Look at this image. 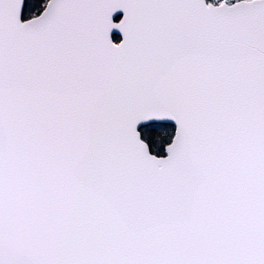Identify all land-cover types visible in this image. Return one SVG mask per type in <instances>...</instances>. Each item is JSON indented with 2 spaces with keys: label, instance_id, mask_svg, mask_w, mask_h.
<instances>
[{
  "label": "snow or ice",
  "instance_id": "obj_1",
  "mask_svg": "<svg viewBox=\"0 0 264 264\" xmlns=\"http://www.w3.org/2000/svg\"><path fill=\"white\" fill-rule=\"evenodd\" d=\"M0 264H264V0H0Z\"/></svg>",
  "mask_w": 264,
  "mask_h": 264
}]
</instances>
